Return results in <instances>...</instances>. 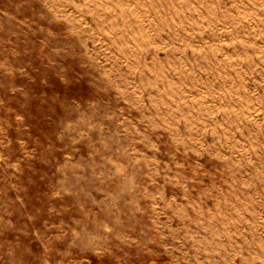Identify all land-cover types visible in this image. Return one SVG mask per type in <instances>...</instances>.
Instances as JSON below:
<instances>
[{
    "label": "rangeland",
    "instance_id": "obj_1",
    "mask_svg": "<svg viewBox=\"0 0 264 264\" xmlns=\"http://www.w3.org/2000/svg\"><path fill=\"white\" fill-rule=\"evenodd\" d=\"M0 264H264V0H0Z\"/></svg>",
    "mask_w": 264,
    "mask_h": 264
}]
</instances>
